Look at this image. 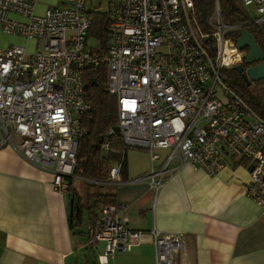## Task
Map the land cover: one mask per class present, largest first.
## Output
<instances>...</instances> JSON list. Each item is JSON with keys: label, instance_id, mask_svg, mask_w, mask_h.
<instances>
[{"label": "built area", "instance_id": "obj_1", "mask_svg": "<svg viewBox=\"0 0 264 264\" xmlns=\"http://www.w3.org/2000/svg\"><path fill=\"white\" fill-rule=\"evenodd\" d=\"M38 1L0 0L1 30L35 41L31 52L0 46V147L11 146L48 172L55 190L66 192L78 140L85 134L81 117L91 109L81 69L105 64L122 142L149 151L151 166L140 179L155 194L182 165L213 175L229 160L244 159L247 196L264 213V119L228 86H223L224 100L215 95L223 71L246 55L232 32L255 25L264 35V0H237L254 11L248 22L239 23L223 20L219 0L201 22L194 18L195 0H111L104 53L88 42L92 20L86 0H58L41 14L35 10ZM157 149L167 150L164 159ZM119 173L116 163L110 183ZM87 235L89 246L103 243L100 263L130 251L148 235L155 264H189L182 233L133 229L117 204L101 208L99 227L90 226Z\"/></svg>", "mask_w": 264, "mask_h": 264}, {"label": "crops", "instance_id": "obj_2", "mask_svg": "<svg viewBox=\"0 0 264 264\" xmlns=\"http://www.w3.org/2000/svg\"><path fill=\"white\" fill-rule=\"evenodd\" d=\"M30 41L35 45L26 39ZM156 152L161 159L167 154L166 149ZM140 156L138 161L126 156V172L111 183L113 204L122 207L131 228L182 233L189 264H264V213L247 196L246 160L231 159L213 175L182 165L155 194L148 181L140 179L151 159ZM176 165L173 160L171 166ZM51 179L11 146L0 147V264H155L148 235L130 251L100 263L103 243L88 245L89 219L84 231L69 222L72 195L87 215L83 187L72 181L73 193L68 184L66 192H59Z\"/></svg>", "mask_w": 264, "mask_h": 264}, {"label": "trees", "instance_id": "obj_3", "mask_svg": "<svg viewBox=\"0 0 264 264\" xmlns=\"http://www.w3.org/2000/svg\"><path fill=\"white\" fill-rule=\"evenodd\" d=\"M214 0H195L196 15L200 22L207 17L213 9ZM222 18L228 23L248 22L251 17L243 5L237 0H219ZM92 23L88 30V42L94 51L104 53L108 48V38L111 31L106 12L88 11ZM248 30L255 36L259 48L264 52V35L255 25H248ZM241 30L232 32L231 37L236 39ZM232 81L227 83L229 89L240 96L246 103L245 97L250 96L247 83L234 68ZM84 80V96L91 104V109L81 117V125L85 134L79 138L75 158L73 175L66 177L68 190L73 193V177L82 178L88 186V203L83 205L88 213L90 225L99 227V214L101 208L115 203L113 200V185L109 180L111 167L120 163V176L126 172V151L119 132L108 134L111 128L118 124L116 97L107 90V66L98 67L87 65L81 69ZM264 83V80H262ZM255 108L256 101L249 102ZM258 115L264 119V111ZM109 146L105 148V142ZM76 202V201H74ZM77 203V202H76Z\"/></svg>", "mask_w": 264, "mask_h": 264}, {"label": "rangeland", "instance_id": "obj_4", "mask_svg": "<svg viewBox=\"0 0 264 264\" xmlns=\"http://www.w3.org/2000/svg\"><path fill=\"white\" fill-rule=\"evenodd\" d=\"M58 3V0H39L36 6V13L41 14L45 11L46 8L49 6L56 5ZM111 6V0H86L85 2V8L87 11H99V12H106L110 9ZM247 12L251 15L253 14V8L252 6H248ZM198 18V17H194ZM95 41L93 39H90V44L94 43ZM9 45H18L27 47L28 51H33L34 49V42L30 41L26 43V39L22 36L12 34V33H5L0 28V46L5 47ZM232 68V67H231ZM233 73L231 69H225L222 73V82L217 84L216 86V93L215 95L224 100L223 95V86L227 85V83L232 81ZM250 96L245 97L247 100V104L251 108V110L260 116H262L259 111H264V83L262 81H252L250 85L247 86ZM256 101L255 108L251 106L249 102ZM141 154H147L148 157H150L149 151L145 148L136 147V146H130L126 151L127 158L131 157L132 159L138 161L140 159ZM74 185L78 186L81 185L83 187V190L85 193L83 194V197L85 199V203H88L87 200V190L88 186L85 184V181L82 178L74 176L73 178ZM89 204V203H88ZM68 209H69V202H68ZM73 228H75L76 231H84L88 226V213L86 215L85 211L82 210L81 207H76L74 210V216L72 221Z\"/></svg>", "mask_w": 264, "mask_h": 264}, {"label": "water", "instance_id": "obj_5", "mask_svg": "<svg viewBox=\"0 0 264 264\" xmlns=\"http://www.w3.org/2000/svg\"><path fill=\"white\" fill-rule=\"evenodd\" d=\"M236 47L239 50H245L246 55L243 62L251 64L247 69H243L240 64L233 68L241 74L243 80L250 85L252 81L264 80V52L259 48L255 36L248 29H242L235 39ZM114 130L119 132V127L114 126ZM79 205L74 202V196L69 199V222L72 223L74 210Z\"/></svg>", "mask_w": 264, "mask_h": 264}, {"label": "flooded vegetation", "instance_id": "obj_6", "mask_svg": "<svg viewBox=\"0 0 264 264\" xmlns=\"http://www.w3.org/2000/svg\"><path fill=\"white\" fill-rule=\"evenodd\" d=\"M241 67H243V69H247L251 64H245L244 62H242L241 64ZM240 74V73H239Z\"/></svg>", "mask_w": 264, "mask_h": 264}]
</instances>
